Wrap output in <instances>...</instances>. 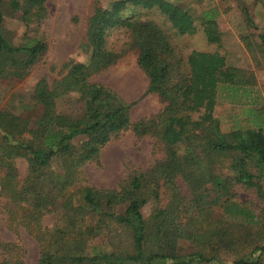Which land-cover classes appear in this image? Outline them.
<instances>
[{"label":"trees","instance_id":"trees-1","mask_svg":"<svg viewBox=\"0 0 264 264\" xmlns=\"http://www.w3.org/2000/svg\"><path fill=\"white\" fill-rule=\"evenodd\" d=\"M255 3L264 8V0ZM146 10L156 11L179 35L201 27L209 43L221 44L215 8L202 18L168 0H118L111 9L97 8L82 44L93 48L91 64L70 60L66 73L52 83L46 76L39 80L26 105L39 109L33 118L0 111V193L9 219L15 220V207L21 209L16 221L38 240L39 264H262L264 235L251 243L244 232L259 218L235 199V187L259 188L264 178V108H243L241 119L217 113L219 91L241 103L256 85L255 72L229 65L218 51L193 50L183 58L162 25L143 17ZM5 12L20 15L30 27L45 18L46 0H0V84L26 78L47 51L38 37L14 43L4 26ZM246 20L254 25L248 14ZM118 27L129 33L127 45L147 76L145 94H157L164 103L138 120L117 91L90 79L123 55L107 48L108 34ZM258 37L255 50L264 68V32ZM68 97L72 103L61 111L58 103ZM129 130L152 138L160 156L146 169L132 170L118 188L83 184L82 168L99 162L102 148ZM19 159L27 162L22 179ZM150 203L155 207L145 216ZM215 208L243 217L238 223L243 232L219 226L232 222L214 219ZM48 213L56 214L53 227L43 224ZM119 227L126 248L110 236ZM181 240L193 250L182 253ZM0 245V264H25L19 243ZM224 255L234 257L229 261Z\"/></svg>","mask_w":264,"mask_h":264},{"label":"rangeland","instance_id":"rangeland-1","mask_svg":"<svg viewBox=\"0 0 264 264\" xmlns=\"http://www.w3.org/2000/svg\"><path fill=\"white\" fill-rule=\"evenodd\" d=\"M116 1L118 0H46L45 18L40 21V24L32 23L30 27L20 20V15L5 12L4 26L14 43L24 42L28 37H38L47 43V51L30 69L26 78L2 80L0 111L8 109L33 118L39 109H29L26 105L31 101L35 85L39 80L46 76L52 83L56 78L66 73L67 69L64 68V65L70 60L90 65L93 60V48L90 46L84 49L82 45L87 41L86 33L89 20L97 8L111 9ZM168 1L184 9H189L200 18H202L203 12L213 10V8L219 12L218 24L222 33L220 45L209 43L201 27L193 35H179L156 11L146 10L143 17L150 18L162 25L170 36L176 53L186 59L193 50L218 51L226 55L229 65L255 72L256 85L249 88V96L245 97L241 103H232L230 101L231 93H228V97L226 92L219 91L217 113L222 118H229V116L240 114L243 108H250L252 105L263 109L264 68L260 65L255 43L260 42L258 34L264 32V8L260 4H256L255 0ZM247 14L254 25H249L246 20ZM129 40L130 36L125 27L113 29L108 34L107 48L115 53L121 52L123 55L109 67L102 68L98 72L95 71L90 79L117 91L127 103L132 105V119L138 120L157 113L163 108L164 103L157 94H145L148 87L147 76L138 65L137 53L127 45ZM71 103L72 98L68 97L61 99L58 105L61 111H65ZM241 118L243 115L240 114L239 119ZM159 156L160 152L155 151L152 138H138L134 132L129 130L124 132L120 138H113L102 148L99 162L87 163L82 168L85 176L83 184L95 188H118L132 170L146 169ZM227 162L228 160L224 161L222 165L225 166ZM17 164L19 176L22 179L27 174V162L25 159H19ZM2 176L3 172L0 170V181ZM259 184V188L249 190L241 185L235 187V199L242 205L246 204L259 218L257 224L249 226L251 230L244 231L250 236L251 243L254 241L258 243V236L264 235V178L260 179ZM180 186L186 193L187 188L182 181ZM154 207L153 203L145 206L143 208L144 215H150ZM14 212L15 220L11 221L8 216L6 198L0 193V244L1 241L19 243L25 250V264H39V242L26 227L16 221L22 214L21 209L15 207ZM221 217L224 222L232 223H220L219 226L231 225L236 230L242 231L239 230L238 223L245 222L243 217L231 218L223 209L215 208L213 218L221 219ZM90 220L95 222L96 217L91 215ZM55 221L56 214L48 213L44 217L43 224L46 227H53ZM117 229L116 236L113 233H110V236L114 239L115 244L119 245L120 241L124 242L125 239L121 235L120 227ZM122 246L126 248L127 243L124 242ZM1 248L0 245V252ZM179 248L182 253L193 250L192 244L186 240L179 242ZM0 256H2L1 253ZM233 257V255H224V259L229 261ZM262 264H264V253Z\"/></svg>","mask_w":264,"mask_h":264}]
</instances>
